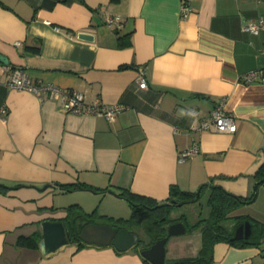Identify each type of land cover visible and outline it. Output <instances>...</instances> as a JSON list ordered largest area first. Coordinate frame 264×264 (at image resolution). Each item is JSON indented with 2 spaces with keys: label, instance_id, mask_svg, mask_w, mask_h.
Masks as SVG:
<instances>
[{
  "label": "crops",
  "instance_id": "crops-1",
  "mask_svg": "<svg viewBox=\"0 0 264 264\" xmlns=\"http://www.w3.org/2000/svg\"><path fill=\"white\" fill-rule=\"evenodd\" d=\"M259 17L264 0H0V264H147L138 242L119 251L71 241L49 253L16 245L20 235L40 240L45 219L70 222L72 204L129 218L121 190L167 202L171 186L208 183L250 195L264 163V82L242 75L264 66V27L254 34L243 23ZM4 64L26 69L33 83L80 91L86 103L124 108L112 120L65 112L56 100L10 88ZM220 101L236 119L233 133L200 127ZM192 146L197 152L181 158ZM166 243V262L195 256L200 229ZM209 264H264V240L218 241Z\"/></svg>",
  "mask_w": 264,
  "mask_h": 264
},
{
  "label": "trees",
  "instance_id": "trees-1",
  "mask_svg": "<svg viewBox=\"0 0 264 264\" xmlns=\"http://www.w3.org/2000/svg\"><path fill=\"white\" fill-rule=\"evenodd\" d=\"M254 176L259 182H264V163H262ZM61 190H71L75 187H81L77 183H58ZM7 189L0 184V192H6ZM256 187L248 196L234 194L222 186L217 184L203 183L196 191L181 190L177 186H171L169 197L178 201L186 202L200 201L204 197V204L200 208L196 218L189 217L187 213H181L179 217H171L169 214L176 206L167 204L165 201H158L153 198L132 193L130 191L121 190L119 195L127 199L131 206V215L129 218H112L107 217L106 221L114 226L125 227L130 231L136 232V229L143 230L144 237L139 235L138 246L139 252L142 248L150 246L155 240L163 237L167 233V227L171 222L182 220L186 225L187 231L200 229L201 246L199 252L195 256L182 257L176 261V264H209L211 261V253L214 244L218 241H226L233 244H259L264 240V223L255 220H250L252 231L248 238L234 239L231 237L235 232V228L239 223L248 219L243 215H231L230 212L239 206L251 202L254 199ZM206 210L205 213L203 210ZM97 216L94 213H85L77 204H72L67 207V217L70 222L64 223L71 231L73 241H82L78 238L80 228L89 221H93L92 217ZM234 218V222L229 227L225 224L229 218ZM39 233L30 235H20L16 240V245L24 247H38ZM147 264H151L146 258L142 257Z\"/></svg>",
  "mask_w": 264,
  "mask_h": 264
},
{
  "label": "built area",
  "instance_id": "built-area-1",
  "mask_svg": "<svg viewBox=\"0 0 264 264\" xmlns=\"http://www.w3.org/2000/svg\"><path fill=\"white\" fill-rule=\"evenodd\" d=\"M184 15L188 12V7L183 5L181 7ZM104 21L111 26L119 27L121 25L120 17L117 15H106ZM264 27V18L244 20L243 29L245 31L258 34L260 29ZM56 29H59L56 27ZM20 42L16 41L18 45ZM264 51V48H262ZM4 70L8 73L7 84L10 88L26 90L34 93L39 99L50 98L59 102L60 108L65 112H73L78 114H93L102 115L108 120H112L114 116L124 108L121 103H114L107 105L100 99H95L92 102H85L82 92L77 90L65 89L51 83H33L30 75L26 69L21 67H13L9 64H4ZM244 82L260 81L264 82V66L251 69L242 75ZM137 82L140 87H146L145 70L143 67L139 68ZM213 125L215 130L219 132L233 133L236 131L237 123L233 114L226 111L223 101L216 103L207 120L201 122L200 127L203 129ZM197 152V147L192 146L180 153V157L184 158L193 155Z\"/></svg>",
  "mask_w": 264,
  "mask_h": 264
},
{
  "label": "water",
  "instance_id": "water-1",
  "mask_svg": "<svg viewBox=\"0 0 264 264\" xmlns=\"http://www.w3.org/2000/svg\"><path fill=\"white\" fill-rule=\"evenodd\" d=\"M77 37L85 40H93L94 35L91 32L78 31ZM257 184L258 182L255 184V187ZM108 191L116 194L112 190ZM166 203L179 206L183 202L171 198ZM40 230L42 238L39 240L38 246L43 253H49L73 241L71 231L63 221L45 219L40 223ZM251 231L252 224L250 220H244L238 224L231 239H246L250 236ZM184 232H186V226L182 220L171 222L167 227L166 235L155 240L150 246L142 248L140 251L141 255L152 264H175L176 261L174 260L166 262L165 244L170 236ZM77 236L83 242L96 245H113L119 251L129 249L139 240V235L136 232L130 231L125 227L96 222H86L80 228Z\"/></svg>",
  "mask_w": 264,
  "mask_h": 264
},
{
  "label": "rangeland",
  "instance_id": "rangeland-1",
  "mask_svg": "<svg viewBox=\"0 0 264 264\" xmlns=\"http://www.w3.org/2000/svg\"><path fill=\"white\" fill-rule=\"evenodd\" d=\"M204 200H205V198L203 197L201 200V203H200V201H193V202H186V203L181 204L179 206H175L173 208V210H171L169 215L171 217H179V215L181 213H187V214H189V217H192L194 219V218H196L200 208L203 206ZM128 204H129V202H128ZM234 209L230 212V216L231 215H243V216L247 215V216L252 217L256 220H260V223H262V221H264V184H262L260 187H259V185L257 186L256 198L253 201L245 203V204H241ZM125 210H127V209H125ZM205 211L206 210L204 209L203 212L205 213ZM124 212H125V214H130V213H127V212H129L128 210L124 211ZM92 219L94 221H89V222H96L97 223V222H101V221L106 220V218H103V217L101 218L100 216H94V217H92ZM245 220H247V219H245ZM233 222H234V218L231 217L228 220H226L225 224L230 227ZM102 223H104V222H102ZM135 230L138 231V229H136V228H135ZM139 234L142 237H144L143 230L139 229ZM240 240H242V239H240Z\"/></svg>",
  "mask_w": 264,
  "mask_h": 264
}]
</instances>
